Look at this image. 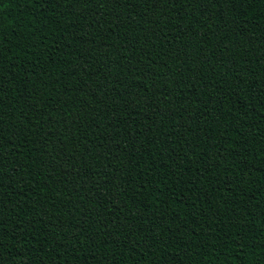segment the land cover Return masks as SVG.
<instances>
[{"label": "trees", "instance_id": "obj_1", "mask_svg": "<svg viewBox=\"0 0 264 264\" xmlns=\"http://www.w3.org/2000/svg\"><path fill=\"white\" fill-rule=\"evenodd\" d=\"M2 15L0 264H264V0Z\"/></svg>", "mask_w": 264, "mask_h": 264}, {"label": "snow or ice", "instance_id": "obj_2", "mask_svg": "<svg viewBox=\"0 0 264 264\" xmlns=\"http://www.w3.org/2000/svg\"><path fill=\"white\" fill-rule=\"evenodd\" d=\"M16 2H23V3H31L34 2V0H16ZM73 2V0H68V3L71 4ZM75 2L79 3L81 2V0H75ZM105 2H109V0H105ZM207 2L209 3H218L219 0H207ZM225 3H227L229 5V8L233 11L236 10V7H251L254 3V0H224ZM188 3H196L198 7H200L201 5H203V3H205V0H188ZM3 4H4V0H0V53L3 52V44L5 42V40L8 39V35L5 34V28L7 27L9 30V35L14 34L15 31L17 29H19L21 31V35L23 36H28L31 35L32 33L28 31V29L30 28V25H27L23 22L20 23H16L13 22V24L11 25H5L4 22V18L2 15V8H3ZM23 17L21 18V20L23 21ZM245 19H252V16H245ZM10 42V41H9ZM19 43V41H18ZM198 146V145H197ZM22 167V166H21ZM205 171H209V169H205ZM193 183H195V181H193ZM240 239H243V237H240ZM238 248H240L241 250L243 249V247H247V244L244 245H238ZM222 253H217V255L219 256ZM220 264H229L228 261H222L220 262ZM234 264V262H233ZM249 264H253V262H249Z\"/></svg>", "mask_w": 264, "mask_h": 264}]
</instances>
